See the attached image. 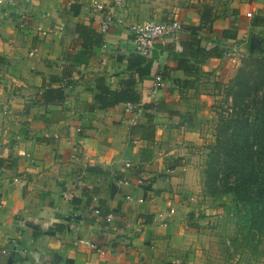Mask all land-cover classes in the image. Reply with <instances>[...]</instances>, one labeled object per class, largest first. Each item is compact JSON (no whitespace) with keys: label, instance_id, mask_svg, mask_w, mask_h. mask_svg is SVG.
<instances>
[{"label":"crops","instance_id":"0c3cea01","mask_svg":"<svg viewBox=\"0 0 264 264\" xmlns=\"http://www.w3.org/2000/svg\"><path fill=\"white\" fill-rule=\"evenodd\" d=\"M93 1L0 7V264H191L195 149L210 140L206 116L233 77L229 52L255 54L252 38L264 46L263 25L251 21L264 18V0L216 1L202 28V4L157 21L178 20L183 30L140 63L128 25L149 21L141 5L127 0L125 26L101 34ZM195 30L221 58L189 57L184 44ZM126 82L141 97L132 112L95 108L102 86L121 91ZM209 83L220 93L206 91ZM146 105L154 106L149 141L132 135ZM82 175L76 198L64 200Z\"/></svg>","mask_w":264,"mask_h":264},{"label":"trees","instance_id":"16d2710c","mask_svg":"<svg viewBox=\"0 0 264 264\" xmlns=\"http://www.w3.org/2000/svg\"><path fill=\"white\" fill-rule=\"evenodd\" d=\"M202 7L201 28L212 24V7L207 3ZM251 21L253 26L263 25L264 29V18L254 17ZM197 36L199 32L192 31L184 44L189 57L199 61L221 58L222 52H215L216 48H202ZM135 59L137 63L142 61L140 56ZM232 75L223 85V101L217 106L213 104L211 109L216 117L214 142L206 156L204 192L214 201L230 200L235 211L243 216L248 237L257 238V244L264 243V49L262 53L249 55ZM133 86L126 82L121 91L102 86L100 94L94 97L95 108L104 110L118 104H140L141 97L132 90ZM153 110V105L144 106L145 123L134 127L132 135L137 130L142 140L154 139V115L150 113ZM222 206L218 204L216 209L221 210Z\"/></svg>","mask_w":264,"mask_h":264},{"label":"rangeland","instance_id":"374dc122","mask_svg":"<svg viewBox=\"0 0 264 264\" xmlns=\"http://www.w3.org/2000/svg\"><path fill=\"white\" fill-rule=\"evenodd\" d=\"M140 7V10L147 15L149 21H160L173 17L176 13L193 6H200L203 3L208 5L215 4L220 0H133ZM223 1V0H221ZM127 0H124L121 8L125 7ZM264 41V31L262 33ZM264 48V46H262ZM258 53V52H256ZM247 58V55L239 56V66ZM238 68H234L236 71ZM223 87V94H224ZM206 91L217 90L214 83H209ZM220 95V94H219ZM223 101V95L215 100L214 105L217 106ZM229 104V103H228ZM227 104V105H228ZM212 113V112H211ZM208 114L206 116L207 128L211 130L210 140L204 142L195 149L199 154L196 159L198 169H194L196 184H198V194L200 200L198 205L191 207L196 210L199 215L195 221L198 222L193 232L188 237L190 243L191 264H264V243L257 242L248 237L246 225L243 222V216L235 211V206L228 199L215 200L210 199L204 192V167L208 149L214 142L213 129L215 125V115ZM201 167V168H200ZM223 204L221 210H217L216 206ZM192 206V205H191ZM224 207V208H223ZM193 208V209H192ZM207 213L209 216H207ZM195 223V222H194Z\"/></svg>","mask_w":264,"mask_h":264},{"label":"built area","instance_id":"2783aa9c","mask_svg":"<svg viewBox=\"0 0 264 264\" xmlns=\"http://www.w3.org/2000/svg\"><path fill=\"white\" fill-rule=\"evenodd\" d=\"M75 3H78L80 0H73ZM124 0H112V4L109 6H106L102 1L100 0H94L91 4V8L95 12H99L102 15V20L100 23V33L104 34L108 32L110 27L112 25H121L125 26V21L123 18L119 16V11L123 5ZM16 0H0V7L1 8H10L15 6ZM1 19H0V29H1ZM128 29L133 37V51L135 54L143 57L144 59H149L152 54L153 45L155 42L159 40H163L165 38L169 37H176L180 32L183 30L182 23L178 20H169L166 22H152V21H145V22H138L128 25ZM197 39L201 41V37L197 36ZM207 46H210V44H207ZM239 51L233 48L229 52V57L231 64L234 68H238L239 64ZM161 82V77L157 76L155 78V84H154V91L157 90L159 84ZM66 86L70 88L69 82L66 83ZM39 95H42V92L39 93ZM135 108V105L133 104H126L125 112L130 113ZM126 167H129L128 164H126ZM14 182H17V180H13ZM76 183L72 186V188L68 189L65 193H63V199L64 200H73L76 198L78 194V188L82 186L83 182V175L78 176L75 180ZM129 199V198H128ZM141 203L142 200H139ZM96 214H99V211H95ZM111 217H107V221H110ZM141 227V222H137V229L138 232ZM80 241L79 243H81ZM16 250L14 251H2L3 254H14ZM24 253V251L22 252Z\"/></svg>","mask_w":264,"mask_h":264},{"label":"water","instance_id":"95a60500","mask_svg":"<svg viewBox=\"0 0 264 264\" xmlns=\"http://www.w3.org/2000/svg\"><path fill=\"white\" fill-rule=\"evenodd\" d=\"M249 49L250 52L253 53L254 51H257L258 53H262V42L258 39L252 38L249 43Z\"/></svg>","mask_w":264,"mask_h":264}]
</instances>
